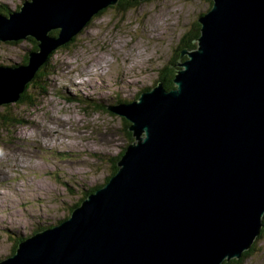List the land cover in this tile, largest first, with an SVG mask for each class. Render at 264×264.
<instances>
[{
	"label": "water",
	"instance_id": "1",
	"mask_svg": "<svg viewBox=\"0 0 264 264\" xmlns=\"http://www.w3.org/2000/svg\"><path fill=\"white\" fill-rule=\"evenodd\" d=\"M118 2L27 0L0 13V41L37 42L26 63L0 65V105ZM194 21L172 88L158 80L107 106L134 138L116 172L0 264H221L251 247L264 226V0H209Z\"/></svg>",
	"mask_w": 264,
	"mask_h": 264
},
{
	"label": "rangeland",
	"instance_id": "2",
	"mask_svg": "<svg viewBox=\"0 0 264 264\" xmlns=\"http://www.w3.org/2000/svg\"><path fill=\"white\" fill-rule=\"evenodd\" d=\"M23 1L0 5L9 12ZM208 1L137 0L126 8L106 7L53 51L43 80L29 89L33 104L0 105L1 258L14 248L4 245L67 217L82 191L99 188L113 169L109 159L129 143L127 120L109 114L107 106L134 100L158 81L161 68L182 61L178 48L196 32L194 20ZM32 44L29 38L0 41V65L22 63ZM10 117L14 121H5ZM257 238L239 264H264V231Z\"/></svg>",
	"mask_w": 264,
	"mask_h": 264
},
{
	"label": "trees",
	"instance_id": "3",
	"mask_svg": "<svg viewBox=\"0 0 264 264\" xmlns=\"http://www.w3.org/2000/svg\"><path fill=\"white\" fill-rule=\"evenodd\" d=\"M137 0H119V2H118V4L116 5L117 7H122V8H126V7H128V6H130L131 4H133V2H136ZM211 5H212V1H211ZM211 7V6H210ZM209 7V8H210ZM6 11V12H8V8L5 6V5H0V12L1 11ZM102 11H100V12H98L96 15H98L99 13H101ZM95 15V16H96ZM94 17V16H93ZM90 23V22H89ZM88 23V24H89ZM87 24V25H88ZM196 26H197V29H196V32H194V34L191 36V35H189V37H187V39H185V40H183L181 43H182V47L181 48H178L179 50V52H178V56L180 55V53H181V50L184 48V47H187V48H194V46H196L195 44H193V42H191V40L192 39H194V38H196L198 35H199V28H200V24H199V22L196 24ZM57 33V30H53V31H51V34L52 35H55ZM75 37V36H74ZM74 39V38H73ZM29 40H31L32 42H33V44H32V49H36V41L33 39V38H29ZM68 44V43H67ZM66 45V44H65ZM52 54H53V52L49 55V58L52 56ZM183 58V57H182ZM184 58H186V56H184ZM27 62V56H24L23 57V59H22V63H26ZM46 64V63H45ZM45 64H43L40 68H39V70H38V72H37V74L35 75V77H34V79L33 80H31L28 84H27V86H26V89L22 92V94H21V98H20V100H19V103H22V104H27V105H31V104H33V100L32 99H34L35 97L31 94V93H29V89H30V87L35 83V84H37V79H41V81L43 80L42 79V77H44V75L46 74L45 73V71H44V68H45ZM175 70H176V67H173V63H168V64H166L163 68H161L160 70H159V72H158V80H160V81H162V83H163V85H164V87L166 88V89H169V88H172L173 86H174V84H173V77H174V75H175ZM37 80V81H36ZM39 87V86H38ZM39 89H41L42 90V88H40L39 87ZM138 96H139V94H138ZM11 118V117H10ZM8 119V118H5V121H14V118H11V119ZM4 119V118H3ZM2 119V120H3ZM13 119V120H12ZM125 121V120H124ZM11 123V122H10ZM126 124H127V126L129 125V122H126ZM127 134H128V142H131L134 138H133V136H132V134H131V132L130 131H128L127 132ZM124 148H125V146H124ZM124 148L120 151V153L118 154V155H116V157H114V158H110L109 160H110V162L112 163V166H113V169H112V171H111V173L105 178V180L103 181V183L102 184H104L106 181H108V179H109V177L112 175V174H114L115 172H116V170L118 169V166L116 165V161L122 156V154H123V152H124ZM102 184H100V185H102ZM100 187V186H99ZM95 189H97V187H94L91 191H89L87 194H85V195H82L77 201H76V203H75V205H78L89 193H91L92 191H94ZM74 205V206H75ZM71 211V210H70ZM69 216V215H68ZM263 223H264V217H263ZM263 231H264V226H263V228L260 230V233H259V235H258V237H260L261 235H262V233H263ZM258 239V238H257ZM257 239H255V241L253 242V244L251 245V247L248 249V250H246V251H244L243 253H242V256L239 258V259H236V258H234V259H231V260H229V261H223L221 264H239V263H241L242 261H243V259L246 257V256H248L249 254H251L252 252H253V250H254V248H255V242H256V240ZM17 242H18V240H17ZM17 242L14 240V248L16 247V244H17ZM14 248H13V250H12V252H10V254L11 253H13L14 252Z\"/></svg>",
	"mask_w": 264,
	"mask_h": 264
},
{
	"label": "bare ground",
	"instance_id": "4",
	"mask_svg": "<svg viewBox=\"0 0 264 264\" xmlns=\"http://www.w3.org/2000/svg\"><path fill=\"white\" fill-rule=\"evenodd\" d=\"M99 69H101V70H102V69H103V67H102V66H100V67H99ZM69 71H70V70H69ZM90 72H91V73H90ZM81 74H83V73H81ZM91 74H93V73H92V71H90V70H88V71L86 72V75H88V76H90ZM85 82H86V81H85ZM85 82L83 81L82 83H85ZM90 82H91V80H90ZM86 83H87L88 85H89V84H91V83H88V82H86ZM80 84H81V83H80ZM78 86H79V85H78ZM57 141H58V140H57ZM2 198H3V197H2Z\"/></svg>",
	"mask_w": 264,
	"mask_h": 264
},
{
	"label": "flooded vegetation",
	"instance_id": "5",
	"mask_svg": "<svg viewBox=\"0 0 264 264\" xmlns=\"http://www.w3.org/2000/svg\"><path fill=\"white\" fill-rule=\"evenodd\" d=\"M25 56H26V54H25Z\"/></svg>",
	"mask_w": 264,
	"mask_h": 264
}]
</instances>
